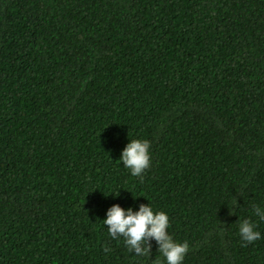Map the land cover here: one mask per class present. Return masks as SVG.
<instances>
[{
	"label": "trees",
	"instance_id": "16d2710c",
	"mask_svg": "<svg viewBox=\"0 0 264 264\" xmlns=\"http://www.w3.org/2000/svg\"><path fill=\"white\" fill-rule=\"evenodd\" d=\"M147 203L182 264H264V0H0V264H154L103 225Z\"/></svg>",
	"mask_w": 264,
	"mask_h": 264
},
{
	"label": "clouds",
	"instance_id": "9594fccd",
	"mask_svg": "<svg viewBox=\"0 0 264 264\" xmlns=\"http://www.w3.org/2000/svg\"><path fill=\"white\" fill-rule=\"evenodd\" d=\"M150 141L146 139H130L119 155L122 166L129 170L130 175L140 177L150 166ZM118 195V191L114 198ZM233 207H237L233 199ZM251 214L264 221V206L251 205ZM103 225L112 239L122 238L126 249L139 257L150 256L152 242H155L159 257L154 264H182L189 250L188 241L179 242L168 233L169 216L162 210H154L149 204H140L137 210L132 207L122 208L112 204L105 212ZM238 235L243 244H251L261 238L257 224L245 218L238 222ZM107 251V248L105 249ZM162 257V259H161Z\"/></svg>",
	"mask_w": 264,
	"mask_h": 264
}]
</instances>
